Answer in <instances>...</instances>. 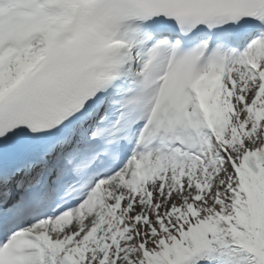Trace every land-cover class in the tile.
I'll use <instances>...</instances> for the list:
<instances>
[{
    "label": "snow or ice",
    "instance_id": "obj_1",
    "mask_svg": "<svg viewBox=\"0 0 264 264\" xmlns=\"http://www.w3.org/2000/svg\"><path fill=\"white\" fill-rule=\"evenodd\" d=\"M0 264H264V0H0Z\"/></svg>",
    "mask_w": 264,
    "mask_h": 264
}]
</instances>
